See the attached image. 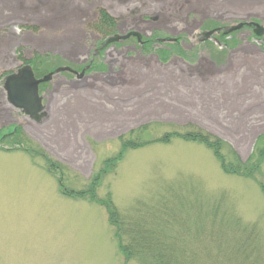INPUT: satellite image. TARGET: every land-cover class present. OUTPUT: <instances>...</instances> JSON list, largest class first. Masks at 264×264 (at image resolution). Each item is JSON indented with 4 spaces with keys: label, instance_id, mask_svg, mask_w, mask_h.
<instances>
[{
    "label": "rangeland",
    "instance_id": "374dc122",
    "mask_svg": "<svg viewBox=\"0 0 264 264\" xmlns=\"http://www.w3.org/2000/svg\"><path fill=\"white\" fill-rule=\"evenodd\" d=\"M42 1L17 8L15 0H0V76L31 60L37 74L54 73L39 88L41 121L9 103L0 80V264H264L263 161L253 179L225 174L200 143L174 139L127 151L97 195L111 192L126 227L138 220L137 231L157 230L149 247L146 235L138 244L123 238L131 257L119 249L105 208L71 199L59 185L62 177L66 191L87 190L122 141L145 126L154 137L200 128L224 143L227 162L257 161L264 150V33L226 28H264V0H82L64 21L48 6L52 0ZM100 10L116 22L109 37L94 31ZM219 29L224 38L205 41V32ZM116 35L128 38L108 44ZM151 38L162 45L148 49ZM177 39L186 58L172 50ZM202 64L226 74L208 106L197 101L204 99L199 81L180 78L185 66L197 73ZM59 68L70 71L55 74ZM17 129L21 143L12 137ZM48 161L59 167L49 171ZM151 212L163 224L147 227Z\"/></svg>",
    "mask_w": 264,
    "mask_h": 264
},
{
    "label": "trees",
    "instance_id": "16d2710c",
    "mask_svg": "<svg viewBox=\"0 0 264 264\" xmlns=\"http://www.w3.org/2000/svg\"><path fill=\"white\" fill-rule=\"evenodd\" d=\"M98 16H99L98 22L94 25L95 28L93 27L94 31H96L97 33L99 32L100 34H102L103 37H109L116 30L115 29L116 22L103 10L99 11ZM220 36H223L224 38L225 35L221 34ZM179 40L175 43L176 47L175 46L172 47V50L176 49V52L179 55H181V57L186 58L187 57L186 53L180 52L181 50H179V46H180ZM220 41L222 42V40ZM160 42H161V39L151 38L148 40L149 45L147 47L149 49L150 47H152V45H154L153 43H155L157 46L158 45L161 46L162 44ZM222 43L225 44V41H223ZM165 46L167 48V44H165ZM168 55H170L168 54V51H162L160 53V57H163L164 59L163 61H166L168 59ZM24 63L25 64L30 63L33 66L37 77L43 76V75L37 74V71L39 69L38 62H35V60L34 61L31 60V61H24ZM140 130H141L140 132L136 134H132V136L122 141L121 143L122 146H121V150L119 154L114 159L109 160L103 165V168L99 171V173H97L94 176L87 190L77 191V192L66 191L63 187L64 186V183L62 181L63 178L60 177L59 179V185L64 190L63 194L66 195L67 197L74 199V200H80V201L89 200L91 203L98 204L99 206L104 207L107 210L109 220L114 225L115 238L118 240L119 249L121 251H127V247H123V245L121 244V241L123 240L124 237L130 238L131 240L130 244H133V243L138 244V242L141 240V235H146V239H144L143 242L147 247H149L155 243V238L153 237V235L157 231V230H153L150 228H148V230L137 231L135 228V224L139 223L138 220H135L134 225L131 223V220H130V223L132 224L133 227H129V226L126 227L125 224L127 223L123 219L122 214L115 207L111 194H108L107 197L103 200H100L98 196L96 195V191L101 184V180L104 178V176L106 177L109 173H112L116 170L119 163H121L124 160L125 154L127 151L139 150V149L149 147V146H154V145H169L174 141V139L181 140L184 142H190V143H200L204 145L208 150H210L213 153L214 157L217 160H219L221 169L225 174L240 176V177H245V178H253V179L257 178L258 174L256 173H258L257 171H259L262 161L264 162V150L259 151V156H258L257 161L255 160V158L251 157L248 160V162L245 164H242L240 161H238L237 166L236 164L232 162H227L225 156L222 154L224 143L219 138L213 135L207 134L205 132L203 133L200 129L197 131L196 130L189 131L186 133L167 132L161 135L160 137H154V134L149 132V126H145L141 128ZM21 132L22 131L17 129V132L12 136L14 138L15 136L18 135V137L16 138L17 140L16 142L18 143H21L22 141ZM21 149L27 151V153L31 155L39 156L38 152L35 151L34 149L26 148V147H21ZM57 166L59 167V164L53 163V162L51 163L50 161H48L49 171L53 170V168L56 169ZM259 186L264 193V184L259 183ZM168 209H170V207H168ZM165 210H167V208H165ZM152 212L149 215V217H152V218H150L149 220L148 219L149 217H147V220L144 222L146 223L145 225L147 227H150L151 223L163 224V222H160L161 220L159 221L157 219V216H154ZM157 212L162 218L168 217V215L163 212H159V211ZM132 251L128 249L127 251L128 257H131ZM160 264H169V263L167 262V260H162L160 261Z\"/></svg>",
    "mask_w": 264,
    "mask_h": 264
},
{
    "label": "water",
    "instance_id": "95a60500",
    "mask_svg": "<svg viewBox=\"0 0 264 264\" xmlns=\"http://www.w3.org/2000/svg\"><path fill=\"white\" fill-rule=\"evenodd\" d=\"M243 28V24L237 26L228 27L226 29V34L230 32H235ZM215 32H207L204 34V37L208 39ZM257 37H261L264 33V28L261 26H256L254 31ZM136 36L138 40L141 39V36L138 33H132ZM130 37V35H129ZM127 37H121L116 35L107 40V43H117L121 40H124ZM63 71H70L67 68L58 69L55 74H59ZM77 78L82 77L77 72L71 71ZM83 75V74H82ZM54 73H50L47 76H44L41 79H36L34 72L31 66L27 65L18 70L17 73L8 76L4 82V89L8 94L9 102L16 107L21 109L25 115L29 116L35 121H41L43 116L44 106L42 105V97L39 96V86L43 83L49 82L53 79Z\"/></svg>",
    "mask_w": 264,
    "mask_h": 264
},
{
    "label": "crops",
    "instance_id": "0c3cea01",
    "mask_svg": "<svg viewBox=\"0 0 264 264\" xmlns=\"http://www.w3.org/2000/svg\"><path fill=\"white\" fill-rule=\"evenodd\" d=\"M15 1H16L15 6L17 8H19L18 5L21 6V8H23V6H29V5L25 4L27 2V0H25V2H24V0H20L19 3L17 2L18 0H15ZM36 3H38V1L34 2L35 5H36ZM42 3H46V2L43 0ZM80 3H83L82 0H52L50 2V4H48V6L53 7L54 13L60 17L61 21H64V20H71V17L74 16V15H72V13L74 14V12L71 11V8L73 6H75L76 4H80ZM11 4L13 5V2ZM15 12L16 13L21 12L22 15H24V13H25L22 9H19ZM30 13H32V11ZM34 14L39 15V10L34 12ZM55 21H57V20H55ZM202 66H204V67L197 69L198 70L197 73L196 72L191 73L188 70V68L185 66V72L181 71V75H180L181 77L180 78H182V77L196 78L199 81L198 86H196V88L199 90L198 95H200V97H198V98H204V99H197V101L204 103L208 106L210 104V102H212L211 97H212L214 90L216 88V84L218 82L217 80H220L223 76H226V74L222 70H219L216 68H213V69L208 68V67H210L209 64H207L206 66H205V64H202ZM205 71H210V73H206ZM235 71H237V70H235ZM222 72H223V74H222ZM207 77H209L210 79H205ZM139 79L140 78H137V77L136 78L131 77L128 80L130 83H133V82H139ZM207 81H209V82L207 83ZM180 84L185 86L188 89L194 87L193 85L186 84L184 81L181 82ZM121 85L124 86L125 84L122 83ZM167 86L169 89H171L170 85H167ZM169 92H171V91L169 90ZM127 97H130V95ZM141 98H143V97H141ZM117 99H119V98H117ZM139 100L140 99H138V101ZM221 100H223V98H221ZM134 102H136V101H134V100H127L126 101V103H131V104H133ZM121 110L122 109L120 108L118 112H121ZM121 113H123V112H121Z\"/></svg>",
    "mask_w": 264,
    "mask_h": 264
},
{
    "label": "bare ground",
    "instance_id": "6f19581e",
    "mask_svg": "<svg viewBox=\"0 0 264 264\" xmlns=\"http://www.w3.org/2000/svg\"><path fill=\"white\" fill-rule=\"evenodd\" d=\"M120 149H121V148H120ZM124 159H125V158H124ZM119 164H120V163H119ZM116 169H117V168H116ZM115 172H116V170H115L114 172H112V173L115 174ZM109 174H111V173H109ZM109 174H108V175H109ZM108 175H107V176H108ZM93 178H94V176L91 178L90 183H91V181L93 180ZM104 178H105V177H104ZM104 178H103V179H104ZM103 179L101 180V183H102ZM89 185H90V184H89ZM100 187H101V184H100L99 188H100ZM99 188H98V189H99ZM98 189H97V191H96V195H97V193L99 192ZM108 194H111V192L108 193ZM97 196H98V195H97ZM111 196H112V194H111ZM106 197H107V196H106ZM106 197H104L103 199H105ZM103 199H102V200H103ZM112 200H113V199H112ZM105 210H106V209H105ZM106 212H107V210H106ZM107 215H108V213H107ZM108 222H109V224H110V226H111V222H110L109 219H108ZM111 227H112V226H111ZM113 228H114V227H113ZM114 230H115V229H114Z\"/></svg>",
    "mask_w": 264,
    "mask_h": 264
}]
</instances>
